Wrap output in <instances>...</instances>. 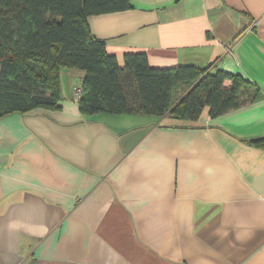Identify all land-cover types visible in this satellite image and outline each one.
I'll return each mask as SVG.
<instances>
[{"label":"crops","instance_id":"obj_1","mask_svg":"<svg viewBox=\"0 0 264 264\" xmlns=\"http://www.w3.org/2000/svg\"><path fill=\"white\" fill-rule=\"evenodd\" d=\"M88 23L120 62L213 64L258 97L196 121L85 115L83 72L62 70L59 108L0 117V264H264V0H131Z\"/></svg>","mask_w":264,"mask_h":264},{"label":"trees","instance_id":"obj_2","mask_svg":"<svg viewBox=\"0 0 264 264\" xmlns=\"http://www.w3.org/2000/svg\"><path fill=\"white\" fill-rule=\"evenodd\" d=\"M130 9L131 0H0V117L59 108L62 70L83 72L77 103L85 115L196 121L257 99L255 85L213 64L152 68L144 53L120 62L92 35L88 18Z\"/></svg>","mask_w":264,"mask_h":264},{"label":"built area","instance_id":"obj_3","mask_svg":"<svg viewBox=\"0 0 264 264\" xmlns=\"http://www.w3.org/2000/svg\"><path fill=\"white\" fill-rule=\"evenodd\" d=\"M82 94L80 85L73 88V97L77 100Z\"/></svg>","mask_w":264,"mask_h":264},{"label":"rangeland","instance_id":"obj_4","mask_svg":"<svg viewBox=\"0 0 264 264\" xmlns=\"http://www.w3.org/2000/svg\"><path fill=\"white\" fill-rule=\"evenodd\" d=\"M72 94H73V92H72Z\"/></svg>","mask_w":264,"mask_h":264}]
</instances>
